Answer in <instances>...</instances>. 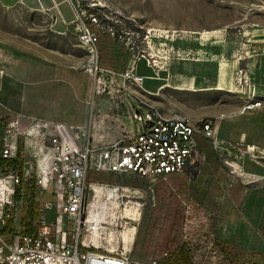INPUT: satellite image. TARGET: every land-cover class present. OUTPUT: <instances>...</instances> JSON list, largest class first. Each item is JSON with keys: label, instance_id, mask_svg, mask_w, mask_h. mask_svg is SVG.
Instances as JSON below:
<instances>
[{"label": "rangeland", "instance_id": "rangeland-1", "mask_svg": "<svg viewBox=\"0 0 264 264\" xmlns=\"http://www.w3.org/2000/svg\"><path fill=\"white\" fill-rule=\"evenodd\" d=\"M58 2L61 6L58 12L60 23L53 27L40 25L43 17L32 16L20 8L6 11L0 5V89L3 90L0 91L3 93L1 100L14 95V86H17L18 92L22 88L23 98L29 100L23 102L20 112L7 111V117L2 118L3 121L0 122V131L11 129L13 132L18 123L20 130L25 131L29 121L34 118V122L39 120L40 123L60 121L80 125L83 127L80 136L87 134L90 141H93V138H97L104 131H109L108 137L113 136L114 140L120 135L121 127H134L131 118L116 113L115 115L121 118L120 122L117 121L119 128L115 129V121L107 116H104V122L108 124L99 121L105 111L112 116L108 109L111 99L104 94H90L93 78L85 72V68L91 56L80 40L84 21L93 16L96 18V27L113 37L116 59L125 60L126 64L131 59L136 63L140 74L153 75L154 71L159 70V77H166L171 73L189 71L205 77L208 83L204 87L206 89L166 90L162 97L163 103L170 110L182 112L190 117H208L205 114L219 107L218 105L227 108V111L222 113L230 115L220 120V136L225 140L238 142L227 138L234 127L230 125L227 117L236 119L241 114L239 111L247 112L242 110L246 104L242 103L241 99L246 96L242 79L236 83L241 88L240 92L213 90L209 89V86L216 85L217 65L222 59L233 60L235 56L241 57L238 60L239 71L235 72V81L242 76L244 85H247L245 76L250 57L253 58L256 75L259 77L261 72H264V0ZM62 18L68 23L64 24ZM48 20H53V17H48ZM63 25L68 26L65 36L57 33L62 31ZM220 28H223L220 45L216 44L208 49L201 48L204 43L199 41L200 31ZM120 47L125 48V51ZM4 53H8V57ZM13 56L21 60L24 68L38 67L36 73L31 75L30 69H24L22 74L16 73L14 69L4 71V65L10 63ZM115 69L122 71L123 68ZM98 76L103 74L98 72ZM158 83L157 80L144 81V85L151 89ZM255 83L263 85L260 81ZM6 87L12 88L11 95L10 91L5 92L3 89ZM10 113L13 115H9ZM15 120L18 123L10 126V122ZM44 131L45 128L42 127L38 139L44 138ZM20 138L23 139L21 136ZM45 143L48 144L46 138ZM201 144L207 147L201 149L204 159L200 158L185 173L153 181L134 182L129 177L123 179L117 176L106 181H123L124 184L141 187L142 192L141 196H128L132 198L130 203L133 205L123 207L126 198L121 200L120 205L118 200L112 197L108 204L98 209L100 228L105 230L100 232V238H96L109 248L105 250H113V253H131V258L138 263L154 261L153 252L156 247H161L165 239V234L161 235L163 227L160 221L155 223L152 220V214L158 204L157 188L159 184H164L181 203L183 223L176 229V236L179 247H184V250L172 251L171 256L164 253L163 260H155L157 264H174L169 260L178 259L181 264H230L220 248L224 242L245 250L244 264H264V197L260 199V203L255 204L256 206L250 205L253 191L264 190V172H259L260 175L256 176L248 174L252 171L245 165L242 169L246 155L250 154L256 158L262 154L254 147L249 149L245 145L242 146L239 168L230 163L237 161L233 160L234 156L226 162L225 158L213 152L207 142L201 141ZM13 171L22 173L20 170ZM96 175L104 174L96 172ZM11 189L13 192L7 199ZM16 190L18 199L14 197ZM39 195L41 200L51 198L49 194L40 193V186L36 184L33 174L29 180H24L17 186L12 187L10 182H7L3 194L0 191V199L8 200L3 210L7 214L5 220L12 219V237L15 235L16 225L21 233L22 200L27 196L33 197L34 206L39 207L36 199ZM51 215L53 212L47 214ZM133 247L135 253L132 251ZM146 249L150 250L148 256L143 255Z\"/></svg>", "mask_w": 264, "mask_h": 264}, {"label": "built area", "instance_id": "built-area-1", "mask_svg": "<svg viewBox=\"0 0 264 264\" xmlns=\"http://www.w3.org/2000/svg\"><path fill=\"white\" fill-rule=\"evenodd\" d=\"M90 19L96 21L93 16ZM80 40L91 56L85 68L93 78L90 94L109 96L111 115L131 118L134 127L110 142L96 144L87 134L80 136L83 130L80 125L60 121L40 123L32 118L25 131H21L17 120L10 122V126L18 124L13 132L11 129L2 131L0 155L15 157L21 136L24 164L21 176L11 169L5 172L0 168L1 193L7 182L12 187L17 186L33 174L40 193L49 194L51 198L36 197L40 212L37 229L32 234L22 235L16 225L11 243L1 235L7 215L3 209L8 200L0 199L1 264H157L156 261L138 263L131 258V253H109L103 248L104 243L93 236L101 220L98 209L112 197L120 205L126 198L123 207L133 205L128 196H141L142 189L123 181H88V172L129 177L134 182L182 174L200 158L204 159L201 141L207 142L226 162L234 156L233 160L237 161L230 163L240 168L242 145L220 137V119L195 118L179 111L162 112L143 95L148 93L143 88L147 76L137 71L135 62L130 59L122 71L101 68L96 36L85 24ZM98 72L103 76H98ZM158 73L159 70L154 71L151 78L159 79ZM261 106V100H250L242 110ZM42 127L45 136L38 139ZM12 192L13 189L8 192L7 199ZM49 212L53 215L47 216ZM104 230L99 228L101 232Z\"/></svg>", "mask_w": 264, "mask_h": 264}, {"label": "crops", "instance_id": "crops-1", "mask_svg": "<svg viewBox=\"0 0 264 264\" xmlns=\"http://www.w3.org/2000/svg\"><path fill=\"white\" fill-rule=\"evenodd\" d=\"M58 0H0V5L2 8H4L6 11H15L18 8L22 9L24 12H27L31 14L32 16H40L43 17V21L39 22L40 25L53 27L54 25H59L60 19L58 16V12L61 10V6L58 4ZM48 17H53V20H48ZM55 17V22H54ZM63 19V23H68L65 18ZM56 23V24H55ZM60 27V26H59ZM62 31L57 32L59 35H66L68 33L67 29L68 26H61ZM223 28L217 29V30H211V31H200V37L199 41L201 40L203 46L201 48H211L215 47L216 44L220 45L221 41V35H222ZM207 43H213V44H206ZM212 45V46H210ZM14 51V50H13ZM3 55V52L1 53ZM7 55L8 53H4V55ZM8 57V55L6 56ZM14 58L10 60V63H5L4 68L6 72H9V70L14 69L16 73H23V70L25 69L28 71L30 69L29 73L34 74L36 73L35 70L38 69V67H29L24 68L23 63L21 60ZM241 59L239 56H235L233 60H227L222 59L218 61L217 65V80L216 85L209 86V89L213 90H222V91H229V92H240L241 88L236 85V83H239L240 79H242V88H244L246 96H242V103L247 102L250 100H261L262 106L256 110L242 112L238 118H228L230 121V125H233V129L230 133V136L227 137L229 139H232L233 141H238L241 143L242 146H247L249 149H256L259 151L262 155L256 158H253V155H246V158L242 162V169L243 165L246 166V168L250 169L252 172H248L250 175H256L259 176V172H264V72L260 74L258 77L256 75V69L254 68L253 64V58H249L247 73L245 76V81L247 85L243 84V77H238L237 82L235 81V72L238 65V60ZM9 62V61H8ZM14 72V73H15ZM147 76L146 79L150 80H157L159 83L156 85L154 89L148 88L143 84V88L148 92L144 93L143 95L156 107H158L162 112L169 113L172 110H170L165 103H163V94L166 90H176V91H196L204 88L208 83L207 79L205 77H202L201 75L194 74L192 72H176L171 73L166 77H160L159 79H153L151 78L152 74H142ZM260 81L261 85L256 84L255 82ZM241 86V84H240ZM247 86V87H246ZM20 88V87H19ZM6 91H10L11 95V89L12 88H3ZM18 92L17 86H14V95L10 96L9 98H4L1 100L3 93H0V122L3 121L2 118L7 117V111H14L15 113L20 112L21 109H23V102L28 100L23 98L22 94V88L19 89ZM2 92L3 90L0 89ZM29 101V100H28ZM32 101V100H31ZM107 106V104H105ZM219 107L212 109L211 112H208L205 114V116L208 117H216L220 120H223L224 116H228L230 114L222 113L224 111H227V108L218 105ZM111 114V113H110ZM9 115H13V113H10ZM187 115V114H186ZM104 116L109 117L108 119H113L115 121L114 128H119V123L121 121V118L114 114V116H110L109 112H106L101 115L102 118L99 119L101 123L108 124V122H104ZM116 116V117H115ZM195 117L203 116V115H193ZM118 121V122H117ZM103 128V126H101ZM120 135L124 130H128L125 126L121 127ZM2 130L0 131V150L2 148ZM109 131H104L100 133V135L97 138H93L95 143L103 144L110 142L113 138V136L108 137ZM119 135V136H120ZM219 135H220V123H219ZM118 136V137H119ZM221 137V136H220ZM222 138V137H221ZM224 139V138H223ZM248 153V152H247ZM103 229V228H102ZM101 231H98L96 234H94V237H99L102 233ZM97 241L98 238H96ZM119 244V243H117ZM120 245V244H119ZM123 247V246H122ZM104 249H109L104 244Z\"/></svg>", "mask_w": 264, "mask_h": 264}, {"label": "trees", "instance_id": "trees-1", "mask_svg": "<svg viewBox=\"0 0 264 264\" xmlns=\"http://www.w3.org/2000/svg\"><path fill=\"white\" fill-rule=\"evenodd\" d=\"M86 27L96 36V46L98 48V65L101 68L116 70L115 68H123L126 65L125 60H117L115 57V50L113 46L114 39L110 33H104L96 27L94 21L90 18H87L84 21ZM122 51H125V48L120 47ZM128 56L130 53L127 54ZM22 139L18 137V147L16 156L13 158H4L0 155V168L3 171L11 170H20L22 171V167L24 164V157L22 151ZM201 149H207L203 144L200 142ZM22 173H20L21 176ZM104 175L97 176L96 172H88L86 179L88 181H108L113 180L114 174L110 173H102ZM174 174H169L171 176ZM184 186V185H183ZM185 187V186H184ZM14 197L16 199L19 198L18 190L15 191ZM157 197H158V204L157 209L152 214V220L155 223L160 221L162 225L161 235L164 236L165 239L159 248L156 247L153 252L152 260H163L164 253H169L170 256L172 255V251L183 249L184 247H179V242L176 236V229L183 223L182 217V207L180 200L173 194L170 188L166 187L164 184H159L157 188ZM264 197V190H254L253 197L250 201V205L256 206L255 204L260 203V199ZM33 197H25L22 200V205L20 209V228L22 235H29L32 234L38 227V220L40 217V212L37 206L33 204ZM162 216V217H161ZM167 229V230H166ZM262 229V227H261ZM12 219L7 218L5 220L4 226L1 230V235L6 239L7 242L11 243L13 240L12 237ZM264 235V228L262 229ZM161 241V240H160ZM221 251L228 257L230 264H244L246 259L245 250L239 248L236 245L229 244V243H221ZM136 252L135 248H132V251ZM150 254V250L146 249L144 252V256H148ZM178 260H169V262H173L174 264H181ZM168 261V260H167ZM257 264V263H252Z\"/></svg>", "mask_w": 264, "mask_h": 264}, {"label": "bare ground", "instance_id": "bare-ground-1", "mask_svg": "<svg viewBox=\"0 0 264 264\" xmlns=\"http://www.w3.org/2000/svg\"><path fill=\"white\" fill-rule=\"evenodd\" d=\"M100 227H101L100 225H98V226L96 227L97 230L93 231V235L99 231V228H100ZM100 229H102V228H100ZM106 251L109 252V253H112V252H113V250H106Z\"/></svg>", "mask_w": 264, "mask_h": 264}]
</instances>
